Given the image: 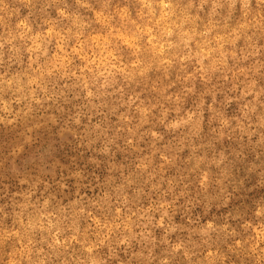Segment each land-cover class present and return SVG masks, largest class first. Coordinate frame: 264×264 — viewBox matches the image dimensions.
Returning a JSON list of instances; mask_svg holds the SVG:
<instances>
[{
  "label": "clouds",
  "instance_id": "9594fccd",
  "mask_svg": "<svg viewBox=\"0 0 264 264\" xmlns=\"http://www.w3.org/2000/svg\"><path fill=\"white\" fill-rule=\"evenodd\" d=\"M139 3L142 23L126 7L111 13L102 8L94 10V20L103 29L100 32L87 31L88 22L77 19L63 31L53 24L41 37H29L24 62L19 55L5 59L0 51V128L17 137L7 145L9 155L22 152L45 122L59 124L57 112L70 95L80 105L70 119L84 129V147L95 153L96 160L110 159L121 145L140 152L124 177L93 182L91 204L76 199L64 210L54 208L50 198L20 204L21 214L29 208L33 212L20 219L18 228L0 237V264H174L177 257L182 258L181 264H224L215 249L183 242L170 243L167 255L160 258L153 256L151 248L119 258L117 249H130L133 241L147 240L153 227L164 228L173 219L169 210L174 205L197 210L212 183L206 169L209 141L203 102L181 111L182 96L167 95L169 89H159L160 100L149 103L133 88L154 69L171 79L169 70L180 66L186 85L194 80L210 82L215 72L231 73L233 87H240L242 95L251 99L242 108L241 121L233 125L218 117L212 132L220 139L234 128H252V115L258 107L264 108V88L255 89L256 78L264 77V44L259 43L264 40V0H188L183 6L173 0ZM237 3V23L231 27L221 23L227 19L221 11L226 9L231 16ZM81 7L90 5L82 0ZM0 12L11 14L7 4L0 5ZM58 16L71 19L62 8ZM241 38L246 48L237 49ZM53 41L50 54L47 45ZM12 64L17 70H11ZM194 91V87H185V93ZM109 120L114 123L109 125ZM258 124L264 127V113L258 116ZM145 138L147 144L140 146ZM224 159L221 155L216 162ZM36 163L42 165L43 158ZM70 176L87 184L82 170ZM136 178L143 181L140 186L133 182ZM73 191L89 195L85 187ZM140 196H149L151 204L131 206ZM212 211L209 207L208 212ZM255 215L264 216V210L258 209ZM253 230L257 243L248 254L255 257V264H264V225ZM195 231L210 238L218 227L215 221L204 223L202 219ZM35 232L43 235L42 242L32 238ZM13 238L15 245L4 251V241ZM243 247L240 241L233 244L234 249Z\"/></svg>",
  "mask_w": 264,
  "mask_h": 264
},
{
  "label": "rangeland",
  "instance_id": "374dc122",
  "mask_svg": "<svg viewBox=\"0 0 264 264\" xmlns=\"http://www.w3.org/2000/svg\"><path fill=\"white\" fill-rule=\"evenodd\" d=\"M81 2L82 0H0V5L7 4L11 13L9 15L0 12V45L3 46L0 51L4 52L5 59L9 55H19L21 62L26 61V48L31 43L29 37H41L53 24L63 31L79 19L88 22L90 26L87 31H102V26L94 20V10L103 8L111 13L126 7L131 17L136 19L137 23H142L138 17L139 0H83L90 5L89 8L81 7ZM173 2L183 6L188 0ZM61 8L69 13L71 19L66 20L58 16V9ZM221 16L227 18L221 23L226 22L230 27L235 25L240 18L239 3L231 16L226 9L221 11ZM215 19L219 20L220 17ZM9 40L11 43H8ZM259 43L264 44V40ZM47 47L51 54L55 41ZM236 47L246 48L245 40L241 38ZM11 70H17L16 64L11 65ZM168 75L172 78L168 79L163 71L154 69L149 78L134 85L133 91L143 93L142 98L146 102L157 103L160 100L157 91L169 89L167 95L182 96L179 105L181 111L192 110L203 102L209 141L206 149V169L212 182L211 188L204 198V203L197 210H192L186 204L178 207L174 205L169 210L173 219L167 221L164 228L153 227L147 240L139 243L133 241L132 248L117 249V254L120 259H127L134 251L151 248L153 256L160 258L167 255L170 243L183 242L189 247L215 249L224 257V264H255V257L249 255L248 251L257 243L253 229L264 225V216L255 215L258 209L264 210V127L258 124V116L264 113V108L258 107L257 113L251 117L254 132L252 128L245 127L241 130L237 127L224 137L216 139L212 129L216 126L217 118H226L235 125L242 120V108L251 97H244L240 87H233L231 73L215 72L210 82L194 80L189 85L183 80L180 66L171 68ZM186 86L194 87V93H185ZM261 88H264V77H257L255 89L258 91ZM261 99L264 100V96ZM79 109L80 105L75 96L70 95L57 112L59 124L45 122L33 134L32 141L24 145L23 151L14 156L9 155L6 149L9 143L17 139L16 133L0 128V237L18 228L20 219H27L33 212V209L29 208L21 214L19 205L22 203L34 204L50 198L57 210L68 208L76 199L91 204L94 202L90 194L91 188L97 178L99 181L110 182L130 173L132 164L139 158L140 152L121 145L120 148L114 149L110 159L101 157L96 160L95 153L84 147V129L76 126L70 119ZM107 123L111 125L114 122L109 120ZM249 132L252 134L249 135ZM146 144L147 138L140 146ZM221 155L225 159L217 163ZM40 157L44 163L38 166L36 160ZM78 170L84 172L87 184L71 178L70 174ZM132 175L134 176V173ZM22 179L29 182L21 183ZM133 182L140 186L143 181L136 178ZM64 185H67V189ZM81 187L87 188L89 195H77L73 191ZM136 191L134 188L133 194ZM69 196L73 199L70 200ZM145 202L151 204L149 196L138 197L131 202V206L142 208ZM209 207L213 208L211 213L208 212ZM202 219L204 223L215 221L218 227V231L210 238L195 231ZM80 223L83 226V218ZM32 238L38 242L44 239L39 232L33 233ZM236 241H240L244 247L234 249L233 244ZM15 243L14 238L4 241L3 250L7 251ZM261 247H264V243H261ZM181 262L182 258L177 257L174 264ZM112 264L118 262L113 261Z\"/></svg>",
  "mask_w": 264,
  "mask_h": 264
}]
</instances>
